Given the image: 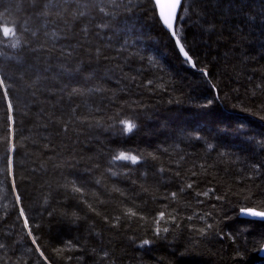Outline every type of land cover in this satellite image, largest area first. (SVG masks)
Segmentation results:
<instances>
[{
  "label": "trees",
  "instance_id": "obj_1",
  "mask_svg": "<svg viewBox=\"0 0 264 264\" xmlns=\"http://www.w3.org/2000/svg\"><path fill=\"white\" fill-rule=\"evenodd\" d=\"M183 7L0 0V264H264V0Z\"/></svg>",
  "mask_w": 264,
  "mask_h": 264
},
{
  "label": "snow or ice",
  "instance_id": "obj_2",
  "mask_svg": "<svg viewBox=\"0 0 264 264\" xmlns=\"http://www.w3.org/2000/svg\"><path fill=\"white\" fill-rule=\"evenodd\" d=\"M53 0H48V3H52ZM154 4L155 7L159 9L158 12V18L160 19V21L162 22V25L170 30V34L171 36H173L175 38V43L179 46V52L183 54V57L185 58L186 62L191 64L192 67H195L196 64L193 61V58L191 55H189V51L185 50L184 44L181 43V38L180 36L177 35V19H178V12L179 11H187V8L183 7L184 4V0H154ZM47 7V5H46ZM179 19H183V16H180ZM9 34V29L5 28L4 29V35L7 36ZM13 47H15V45H13ZM202 71V74L207 76V71L206 70H200ZM149 83H151V81H149ZM4 86V80L0 79V87ZM5 95H7V91L5 89ZM213 101L209 100L207 102L206 105H203L202 107L204 108H208L212 105ZM12 103L9 100L8 102V108L11 110L12 109ZM121 123L124 125L123 131L126 133H132L134 128L136 127V125H134L132 122L130 121H121ZM116 161H130L132 164H137L140 162L141 157L138 155H129L126 153L121 152L118 156H116L114 158ZM161 171H163L161 169ZM113 175H116V173H112ZM178 175V174H177ZM97 183H99V181H97ZM187 188L191 189L193 188V184L189 183L187 185ZM72 190L74 192H82L83 190L79 187H76L73 184ZM118 191V189H117ZM181 191H184V189H181ZM176 193H171V197L173 199H175L176 197ZM197 195H203V196H208L209 192L205 191L203 193H197ZM17 199H19V197H17ZM217 199H222V197H217ZM89 207L91 208V205H89ZM93 211H95V209H92ZM241 212L243 214L246 215H251L252 217H260V218H264V211H257L253 208H245V209H241ZM49 215H52V213H49ZM125 215L127 216V218H132V217H136L138 214L136 211L132 210V209H128L127 212L125 213ZM21 216H24L23 213V209H21ZM165 218V213L163 211L160 212L159 214V220H163ZM171 220L175 221L176 217L175 216H171L170 217ZM203 218V217H201ZM109 218L107 216H105V220L107 221ZM141 219H143V217H141ZM189 219H191V217H189ZM120 222V217H115V225L114 226H118ZM24 227L28 229V235L32 237V243L35 245L37 243V238L35 236L32 235V230H31V226L29 225V221L28 218L25 216L24 217ZM36 227H39V225H37ZM207 228L210 229L212 228V225L209 224L207 225ZM161 231L167 233L169 231L168 228H163L161 229L159 226L156 227L155 229V234L157 236L160 235ZM200 234L203 235L206 233L207 229H200ZM152 241L150 240H144L143 241V245H149L151 244ZM0 247H2V245H0ZM72 245L69 242L68 245H66V248H71ZM66 248H61V249H57V254H62ZM37 251H39V245H37ZM108 253H104V256L107 257ZM40 256L46 261L47 257L44 256V253L42 251H40ZM69 259H71L69 257Z\"/></svg>",
  "mask_w": 264,
  "mask_h": 264
},
{
  "label": "water",
  "instance_id": "obj_3",
  "mask_svg": "<svg viewBox=\"0 0 264 264\" xmlns=\"http://www.w3.org/2000/svg\"><path fill=\"white\" fill-rule=\"evenodd\" d=\"M157 10H158V12H159V9L157 8ZM179 13H180V11L178 12V17H179ZM178 20V19H177ZM168 32H170V30H168V29H166ZM173 37V36H172ZM174 38V37H173ZM174 40H175V38H174ZM178 46V45H177ZM178 49H179V46H178ZM182 54V53H181ZM182 56H183V54H182ZM184 58V57H183ZM185 59V58H184ZM248 216H251V215H248ZM258 218H260V217H258ZM264 219V218H263ZM263 253H264V250H263Z\"/></svg>",
  "mask_w": 264,
  "mask_h": 264
},
{
  "label": "bare ground",
  "instance_id": "obj_4",
  "mask_svg": "<svg viewBox=\"0 0 264 264\" xmlns=\"http://www.w3.org/2000/svg\"><path fill=\"white\" fill-rule=\"evenodd\" d=\"M263 250H264V248H263ZM263 250H262V254H263V256H264Z\"/></svg>",
  "mask_w": 264,
  "mask_h": 264
}]
</instances>
